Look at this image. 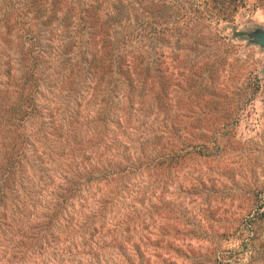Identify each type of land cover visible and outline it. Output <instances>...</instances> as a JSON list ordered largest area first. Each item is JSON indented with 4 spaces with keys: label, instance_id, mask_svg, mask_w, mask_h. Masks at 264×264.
Returning <instances> with one entry per match:
<instances>
[{
    "label": "trees",
    "instance_id": "16d2710c",
    "mask_svg": "<svg viewBox=\"0 0 264 264\" xmlns=\"http://www.w3.org/2000/svg\"><path fill=\"white\" fill-rule=\"evenodd\" d=\"M248 3L0 0V52L7 53L6 61H0V72L5 70L4 76L0 75V241L11 242L21 228L28 227L20 221L32 199L28 198L30 191L38 193L34 206L45 199L49 213L43 220L38 212L33 214L32 219L39 221L25 232L30 231V241L45 240L80 182L75 177L68 179L67 174H54L56 161L46 149L35 150L42 175L30 159L31 147L38 148L40 141L31 138L28 130L35 124L44 125L40 121V85L48 66L42 62L49 59L53 67L50 75L58 86L49 110L54 129H65L61 132L57 128V133H67L70 142L78 135L77 116L84 115L91 116L107 133L103 150L96 153L99 161L92 166L95 168H87L95 152L89 157L86 150L76 155L80 169L87 168V181L98 180L101 186L113 187L118 176L138 169L153 176L159 171H178L187 160L208 149L209 125L217 128L235 115L237 108L225 106L222 98L225 88H214L211 83L232 54L234 43L227 31L233 29L236 36L242 35L232 24ZM252 8H264V0H254ZM16 62L22 70L16 68ZM230 64L235 65L234 61ZM215 96L220 100H214ZM64 100L67 104L63 107ZM212 104L225 108L211 124ZM66 107L74 110L62 117ZM196 107L202 109L200 115ZM130 134L140 144L136 160L116 164L115 146ZM197 139L205 143L198 144ZM82 144L80 137L76 145ZM76 145L72 152L81 149ZM100 161L108 164V172L98 173ZM254 196L232 229L234 246L219 253L225 238L222 235L221 242L213 240L207 253L193 257L192 264L264 263V200ZM24 243L28 241L21 239L18 244ZM14 249L18 250L10 254L11 262L21 251Z\"/></svg>",
    "mask_w": 264,
    "mask_h": 264
},
{
    "label": "rangeland",
    "instance_id": "374dc122",
    "mask_svg": "<svg viewBox=\"0 0 264 264\" xmlns=\"http://www.w3.org/2000/svg\"><path fill=\"white\" fill-rule=\"evenodd\" d=\"M253 1L249 0L247 8L238 13L232 24L242 35L236 36L233 29L227 31L234 43L232 54L225 69L211 83L214 88H225L222 98L225 106L237 108L235 115L217 128L209 125L208 149L187 160L178 171H159L153 176L139 170L138 163L134 167L138 170L118 176L113 187L101 186L98 180L87 181L86 170L99 161L96 153L103 150L107 133L91 116L86 118L85 115L77 116L78 135L70 142L67 133H57V128L61 132L65 129L57 126L54 129L49 110L58 86L50 75L53 67L49 59L42 62L48 66L40 85L43 113L40 121L44 125L35 124L38 128L28 130L31 138L40 141V145L36 144L38 148L31 147L30 159L36 165V172L42 175L35 150L46 149L56 161L54 174H67L68 179L71 176L80 182L78 186L77 182L73 183L75 195L66 202L64 213L58 216L52 233L45 240L30 241V231L25 232L39 221L32 219L33 214L38 212V218L43 220L49 213L45 199L34 206L38 193L30 191L28 198L32 199L27 202L29 205L22 214L24 219L20 221L28 227L21 228L11 242L0 241V264H192L193 257L212 249L213 240L221 242L222 235L225 238L219 244V253H226L234 246L230 239L232 229L255 200L254 194L264 200V49L244 34L264 30V8L254 10ZM6 54L0 52L2 63L7 59ZM233 61L232 67L230 62ZM16 64V68L22 70L20 64ZM4 72L0 75L4 76ZM214 100L220 99L215 96ZM66 104L64 100L62 106ZM212 105L209 107L211 124L219 110L225 108ZM73 110L66 107L62 117H68ZM196 110L200 115L202 109L196 107ZM132 133L136 136V131ZM80 137L83 144L76 145ZM126 138L115 146L116 164H132L136 160L140 144L132 134ZM197 141L205 143L202 139ZM75 145L81 149L72 152ZM84 150L89 152L86 157L95 153L89 158L87 168L80 169L76 155ZM144 154L147 160V147ZM99 163L98 173L110 170L105 169L108 164ZM57 179L62 177L57 175ZM35 207H39L36 212ZM21 239L28 243L19 246ZM14 247L21 251L11 262L10 254L18 250Z\"/></svg>",
    "mask_w": 264,
    "mask_h": 264
},
{
    "label": "water",
    "instance_id": "95a60500",
    "mask_svg": "<svg viewBox=\"0 0 264 264\" xmlns=\"http://www.w3.org/2000/svg\"><path fill=\"white\" fill-rule=\"evenodd\" d=\"M244 34L255 44L259 45L264 49V30H256Z\"/></svg>",
    "mask_w": 264,
    "mask_h": 264
}]
</instances>
